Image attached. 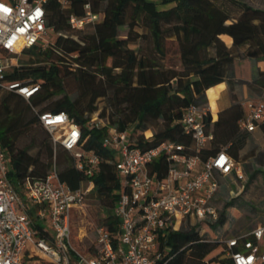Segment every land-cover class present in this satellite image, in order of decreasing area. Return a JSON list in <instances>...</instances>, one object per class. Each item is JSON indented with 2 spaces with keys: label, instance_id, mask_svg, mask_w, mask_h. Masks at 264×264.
Listing matches in <instances>:
<instances>
[{
  "label": "trees",
  "instance_id": "1",
  "mask_svg": "<svg viewBox=\"0 0 264 264\" xmlns=\"http://www.w3.org/2000/svg\"><path fill=\"white\" fill-rule=\"evenodd\" d=\"M83 1L70 0L66 9L55 0L47 2V22L56 33L54 40L45 48L33 46L25 50L32 58L21 61L8 77L39 83L37 92L29 98L32 108L44 103L37 108L39 111L67 112L82 128V148L99 157L98 169L87 174L84 169L77 168L73 156L67 155L61 145L56 151L51 138H41L35 152L18 146L17 139L30 125L41 123L35 112L28 115V108L16 103L22 96L11 90H5L0 98V144L11 157L9 176L14 184L25 176L44 177L53 162L59 178L71 188H76L87 178L92 179V190L107 198L103 203L105 215L101 223L115 229L117 220L113 207L121 184L111 161L113 154L101 144L107 127L112 125L123 129L136 124L133 134L136 144L142 147L171 140L182 143L185 151L194 152L192 137L179 121L182 110L190 103L207 102L205 90L226 78L238 50L242 49L243 57L264 59V8L244 0H89L94 11L102 12V19L86 32L85 29L72 28L68 22L70 13H82ZM139 22L148 29L154 52L159 57L154 53H139L130 46L133 39L129 34H119L121 26L127 24L131 30ZM222 34L230 36L231 46L225 43ZM165 37L177 41L179 69L165 66L160 61L164 55ZM68 75L74 76L81 84V92L74 98L66 91ZM251 86H264V71L256 70ZM230 90V105L221 109L215 120L211 115L206 118V129L213 133V139L208 147L199 151L202 159L225 145L235 159L244 162L239 152L250 131L238 126L243 108L231 83ZM53 97L55 99L50 100ZM100 98L106 99V103L98 112L96 101ZM107 107L112 112L106 116L105 125L86 126V121L95 112L105 115ZM149 123L156 127L151 130V137L145 140L142 131L148 129ZM260 128L264 129V122ZM155 162L161 164L158 175H163L167 167L163 156L160 155ZM35 210L36 207H30L28 214L33 225L41 228L34 216ZM222 219L223 211L213 221L170 232L167 254L174 253L170 262L207 264L205 257L218 244L205 236L202 225L206 223L212 228Z\"/></svg>",
  "mask_w": 264,
  "mask_h": 264
},
{
  "label": "built area",
  "instance_id": "2",
  "mask_svg": "<svg viewBox=\"0 0 264 264\" xmlns=\"http://www.w3.org/2000/svg\"><path fill=\"white\" fill-rule=\"evenodd\" d=\"M48 1L0 0V89L14 91L28 101L39 83L10 79L8 73L20 65L25 50L45 48L53 41L50 35L56 36L47 22ZM55 1L65 9L71 3ZM101 19L102 12L94 11L89 0H84L82 13H70L68 22L80 30L93 28ZM241 106L239 128H258L264 121L262 95L244 99ZM33 110L49 131L54 147L58 144L70 151L77 168L87 174L98 169L99 157L82 148V128L67 112ZM209 115L206 103H190L182 110L179 121L192 137L194 152L171 140L142 147L136 144L132 125L107 127L101 144L112 152L111 161L121 184L113 207L117 222L115 229L98 224L92 247L84 252L71 243L70 214L92 189V179H85V186L82 181L71 188L59 178L53 162L44 177L25 176L14 184L9 176L11 157L0 144V264H188L170 262L174 253L167 254L168 234L217 218V176L232 182L246 180L243 161L235 159L225 145L205 159L200 157L199 151L213 139V133L206 129ZM106 123L95 115L86 126ZM151 134L143 132L144 139ZM160 155L167 165L161 176V164L155 162ZM30 207H36L34 216L41 228L33 225ZM222 242L220 252L205 257L207 264H264V221Z\"/></svg>",
  "mask_w": 264,
  "mask_h": 264
},
{
  "label": "rangeland",
  "instance_id": "3",
  "mask_svg": "<svg viewBox=\"0 0 264 264\" xmlns=\"http://www.w3.org/2000/svg\"><path fill=\"white\" fill-rule=\"evenodd\" d=\"M244 1L251 5L264 8V0ZM157 5L160 6L159 3H157ZM90 29L91 28H85V31L89 32ZM119 34L121 36L129 34V37L133 39L129 43L130 46L138 50L139 53L147 55L154 53L155 56L159 57V55L154 52V45L150 33L142 22L135 24L131 30L127 24L121 26L119 28ZM54 38V35H50L49 40H54ZM163 50L164 55L160 58V61L165 66L179 69L180 58L176 39L173 37H165L163 39ZM236 54L242 56L239 50ZM30 58H32V55L27 52L20 55V61L22 62H26ZM65 85L66 91L72 98L80 94L81 84L74 76L68 75ZM248 85L250 87V83H248ZM250 88L254 90L255 94L259 93L260 86H251ZM4 91V89H0V98L4 94ZM55 97L50 100L55 99ZM16 103L22 108H28V115L34 113L27 99L22 97L21 100H16ZM96 103L99 107V112L106 103V99H97ZM43 104L44 103L36 105L35 107L40 108ZM98 112H95L94 116L98 115ZM104 112L105 115H98V117L107 120L106 116L112 112V109L107 107ZM155 127L154 124L149 123L147 128L151 131L153 128L155 129ZM135 128L136 124H132L133 131ZM142 132H145V130ZM145 134L148 135L146 132ZM41 138L45 140L50 138L49 131L38 122L33 123L30 125V128L17 139V145L20 147H28L30 152H35L37 150L36 144ZM54 148L56 151H59L58 144ZM239 153L240 155L242 154L241 156L244 159L243 164L246 180L244 182H232L229 178L217 176L220 183L216 198V204L218 205L217 217L219 213L223 211V219L221 222L213 224L212 228L205 223L202 225L205 236L212 240H216L218 244L209 255L217 254L222 250V240L225 237L241 233L255 226L257 223L264 221V129L259 126L257 131L250 134L245 146ZM67 155H71V152L68 150ZM82 184L85 186L87 182L84 181ZM104 202H107V198L98 196L91 189L86 193L83 203L71 211L70 240L77 250L84 252L92 246L95 237V228L102 222L105 215ZM228 202L231 203L225 207V204Z\"/></svg>",
  "mask_w": 264,
  "mask_h": 264
},
{
  "label": "crops",
  "instance_id": "4",
  "mask_svg": "<svg viewBox=\"0 0 264 264\" xmlns=\"http://www.w3.org/2000/svg\"><path fill=\"white\" fill-rule=\"evenodd\" d=\"M222 35L228 36L227 34ZM223 40L228 46H231V38H229V40H225L223 38ZM241 50L242 49H240V51ZM257 69L264 71V59L252 60L238 55L234 57L226 78L205 90L207 98L206 104L210 109L212 120L216 119L217 114L221 109L227 107L232 102L230 83L233 93L240 102L246 98L258 97V95H262L264 99V86L260 87L258 94H255L254 90L248 85V83H251L252 78L256 75ZM209 88L213 89L211 96L208 94ZM257 129L258 128L250 131L249 133L252 134L257 131Z\"/></svg>",
  "mask_w": 264,
  "mask_h": 264
},
{
  "label": "bare ground",
  "instance_id": "5",
  "mask_svg": "<svg viewBox=\"0 0 264 264\" xmlns=\"http://www.w3.org/2000/svg\"><path fill=\"white\" fill-rule=\"evenodd\" d=\"M222 37H223L225 40H229V38H230V36H226V35H222ZM212 92H213V89H212V88H211V89L209 88V89H208V94H209V96L212 95ZM214 116H215V113H214ZM145 132L148 133V134H150L151 131H150L149 129H146Z\"/></svg>",
  "mask_w": 264,
  "mask_h": 264
},
{
  "label": "snow or ice",
  "instance_id": "6",
  "mask_svg": "<svg viewBox=\"0 0 264 264\" xmlns=\"http://www.w3.org/2000/svg\"><path fill=\"white\" fill-rule=\"evenodd\" d=\"M5 11H7V9H5ZM223 159V158H222Z\"/></svg>",
  "mask_w": 264,
  "mask_h": 264
}]
</instances>
